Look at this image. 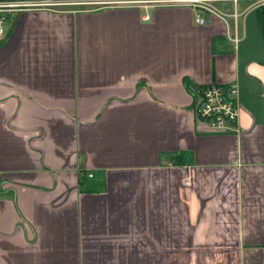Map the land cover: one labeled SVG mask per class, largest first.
Masks as SVG:
<instances>
[{
    "label": "crops",
    "instance_id": "obj_1",
    "mask_svg": "<svg viewBox=\"0 0 264 264\" xmlns=\"http://www.w3.org/2000/svg\"><path fill=\"white\" fill-rule=\"evenodd\" d=\"M123 1L0 36V264H264V8ZM212 83L237 132L198 121Z\"/></svg>",
    "mask_w": 264,
    "mask_h": 264
},
{
    "label": "built area",
    "instance_id": "obj_2",
    "mask_svg": "<svg viewBox=\"0 0 264 264\" xmlns=\"http://www.w3.org/2000/svg\"><path fill=\"white\" fill-rule=\"evenodd\" d=\"M87 0L83 1L84 5H127L131 1L123 0ZM231 1L235 5L242 0H163L161 2L168 4H181L196 9L205 10L208 13L223 16L213 6L214 2ZM251 2L250 9L264 8V0H244ZM81 4V3H78ZM61 0H0V36L5 37L9 29H11L18 16L26 11L39 8H50L60 6ZM235 19L238 13L234 14ZM198 25H205L206 19L200 13L196 16ZM234 42L239 44L240 39L235 37ZM190 92L194 97L195 110L197 119L201 123H205L215 132L233 133L238 131V119L241 112L239 104V87L236 84L221 85L217 83L205 86H190ZM90 178L93 174H88Z\"/></svg>",
    "mask_w": 264,
    "mask_h": 264
},
{
    "label": "rangeland",
    "instance_id": "obj_3",
    "mask_svg": "<svg viewBox=\"0 0 264 264\" xmlns=\"http://www.w3.org/2000/svg\"><path fill=\"white\" fill-rule=\"evenodd\" d=\"M83 1H85V0H61V9H64V8H81V6L82 7L89 6L91 8L95 7V6L87 5V4L83 5L82 4ZM86 2H88V0ZM78 3H81V4H78ZM55 7L59 8V6H55Z\"/></svg>",
    "mask_w": 264,
    "mask_h": 264
},
{
    "label": "trees",
    "instance_id": "obj_4",
    "mask_svg": "<svg viewBox=\"0 0 264 264\" xmlns=\"http://www.w3.org/2000/svg\"><path fill=\"white\" fill-rule=\"evenodd\" d=\"M188 89H189V91H190V86H188Z\"/></svg>",
    "mask_w": 264,
    "mask_h": 264
}]
</instances>
